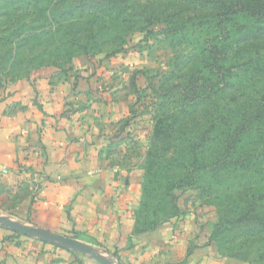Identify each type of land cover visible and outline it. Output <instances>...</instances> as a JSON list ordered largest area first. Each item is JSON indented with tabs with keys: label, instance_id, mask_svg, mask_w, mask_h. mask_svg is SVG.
<instances>
[{
	"label": "rangeland",
	"instance_id": "1",
	"mask_svg": "<svg viewBox=\"0 0 264 264\" xmlns=\"http://www.w3.org/2000/svg\"><path fill=\"white\" fill-rule=\"evenodd\" d=\"M173 2L177 3L173 0H135L127 7L131 13L141 10L140 4H144L143 8L148 11L160 3L165 4V7H159L160 11L178 12L179 7ZM46 5L44 3L42 9ZM42 9L23 19L0 17V89L40 66L55 64L67 70L74 58L81 57L105 66L119 63L112 68V76L123 79L121 86L132 100L129 114L119 124L125 132L122 139L130 140L137 158L142 156V151L144 153L141 166L145 189L138 206V229L149 231L185 222L193 228L191 233L204 235L218 255L240 264H264V224L259 222L264 221V159L258 155L264 151V108L261 116L251 114L264 95V40L243 37L254 27V20L237 15L226 24L209 18L193 25L181 21L175 23L178 32L168 35L162 29L166 23L154 15L142 22L128 15L120 17L122 19L108 17L103 24L101 18L105 15L98 14L100 24L95 29L81 31L76 27L87 48L71 49L72 57L67 55L66 49L58 48L56 40L61 34L57 33L35 42L27 40L19 46L14 43L18 39L7 42L8 36L10 38L21 24H24L23 30H29V26L45 30L50 25L56 28L58 13L49 15L47 12L49 19L45 20L38 16L40 12L36 14ZM214 36H218L220 44H226L224 57L227 59L221 64L226 80L233 86L219 95L212 93L206 101L214 115L222 116L216 120L208 139L197 143L198 162H193L182 157L188 135L178 129L174 134L167 133L164 121L167 108L160 106V102H166V77L170 70L179 73V66L174 67L176 56L198 54L199 58L190 63L191 68L196 74L201 72L204 77L217 80L199 53V48L207 44L206 40L214 42ZM115 46H121V49L112 54ZM238 107L242 108V114ZM231 108L235 111L228 114ZM189 115L187 128L202 131L203 120L197 118L200 117L198 111ZM194 115H197L196 119H193ZM225 122L243 123L247 131L236 147L220 151L217 149L220 146L216 140L217 130L225 128ZM160 124L163 132L158 136L159 142L153 145L154 131ZM217 152L227 156L225 161L217 163ZM5 178L0 172V214L20 221L19 210L30 191L23 184L8 186ZM92 246L108 256L112 264H117L110 252Z\"/></svg>",
	"mask_w": 264,
	"mask_h": 264
},
{
	"label": "crops",
	"instance_id": "2",
	"mask_svg": "<svg viewBox=\"0 0 264 264\" xmlns=\"http://www.w3.org/2000/svg\"><path fill=\"white\" fill-rule=\"evenodd\" d=\"M118 65L74 58L67 70L37 67L0 89V172L8 186L30 191L20 222L98 246L123 264H240L185 222L134 232L144 153L137 158L122 139L132 100L112 76ZM85 256L0 228V264H99Z\"/></svg>",
	"mask_w": 264,
	"mask_h": 264
},
{
	"label": "trees",
	"instance_id": "3",
	"mask_svg": "<svg viewBox=\"0 0 264 264\" xmlns=\"http://www.w3.org/2000/svg\"><path fill=\"white\" fill-rule=\"evenodd\" d=\"M130 1L135 0H87L85 2L79 0H0V17L6 16L9 19L13 17H22V19L30 15L35 10L42 9L44 3L47 5L42 9L39 14V17H43L45 20L48 18L47 12L49 15H56L58 13L59 20L56 22L55 26L48 30L44 28H36L34 26H29V30H23L24 24H21L17 30H14L10 34V38L6 39L8 43H12L13 40L18 39L15 44L18 46L23 44L27 40H34V42L41 38L51 35L54 37L57 34L59 35L56 40L59 46L67 50V55L71 56L74 54L71 49H86L87 44H83L84 37L80 36L78 29L81 31H91L95 29L100 24V16L104 14L101 18L102 23L108 17H113L114 19H122L124 15H128L142 22L148 19L151 15H154L159 21L165 22L166 26L162 29L170 35L178 32L179 27L175 23H180L181 21L190 22L191 25L195 22H200L201 19H217V23L226 24L235 19L237 15H246L254 20V27L250 32L243 36L245 39H262L264 40V0H173V5L179 7L178 12H164L160 11L162 5L165 7V4H158L152 10H146L144 4H140L141 10L133 12H128V5ZM148 1V0H145ZM151 1V0H149ZM170 1V0H169ZM172 1V0H171ZM87 11V12H86ZM86 12V14H85ZM21 14L22 16H19ZM98 14H101L98 16ZM179 16V17H178ZM147 17V18H146ZM178 17V19H176ZM61 18V19H60ZM104 18V19H103ZM49 19V18H48ZM211 23V22H210ZM41 27L44 24L40 25ZM38 27V26H37ZM52 27V32H51ZM75 31V34H71L72 31ZM181 31V28H180ZM50 32L52 34H50ZM24 33V36L21 35ZM211 40H206L207 44L202 46L199 53L203 58L204 65L209 68L211 74H215L217 80L212 81L203 76L201 72L196 74L193 68H191L192 61L196 58H199V55L186 54L181 56H176L174 61V67H178L179 73H175L174 70H170L169 77L165 75L163 77L168 78L166 82L167 88V97L166 102H160V106H165L167 112L165 113L166 118V128L167 133L170 131L173 134L178 130H183V133L188 135V138L185 142V147L182 149V157L191 159L193 162H198L197 154V143L205 141L215 129L216 120L222 116V114L216 113L210 110L206 106V101L210 99L212 93L219 95L221 92L226 91L227 87L233 86L230 82L226 80V74L223 72V65L221 62L224 59H227V56L224 55L227 53L225 51L226 44H220L218 42V36H214ZM173 44V42H172ZM121 49V46H115L112 48L111 53H115ZM195 59V60H196ZM54 66L55 64H51ZM41 67V66H40ZM198 70V69H197ZM198 72V71H197ZM154 87V86H153ZM264 108V95L261 96L259 102L254 111L251 112L254 116H261ZM239 112L242 114V108L238 107ZM192 111H198L200 117L198 119L203 120V130L198 131L195 129L187 128V120H189V114ZM235 108H231L228 111V114H233ZM197 115L193 116V119H196ZM156 115V119H157ZM223 119V118H222ZM224 120V119H223ZM226 123V122H225ZM225 128L217 130L218 136L216 140L220 142V146L217 148L222 151V149H231L236 147V144L241 142L242 135L247 131V126L243 123L230 124L226 123ZM190 130V131H188ZM163 132L160 126L154 131L153 135V145L159 142L158 136ZM232 144L234 146H232ZM221 148V149H220ZM217 163L225 161L224 154L217 152ZM151 155L152 153L149 152ZM259 157L264 159V151L260 152ZM145 188L142 187L144 191ZM138 215V214H137ZM260 224H264V221H259ZM2 228L11 232L12 236L20 237L22 234L12 231L4 226ZM147 230L138 229V216L137 223L134 229L135 233L146 232ZM150 231V230H149ZM115 260H119L114 254Z\"/></svg>",
	"mask_w": 264,
	"mask_h": 264
},
{
	"label": "water",
	"instance_id": "4",
	"mask_svg": "<svg viewBox=\"0 0 264 264\" xmlns=\"http://www.w3.org/2000/svg\"><path fill=\"white\" fill-rule=\"evenodd\" d=\"M0 225L22 235L36 238L59 248L86 255L89 259H92L99 264H112L108 256L98 251L92 245L86 244L76 238L52 232L41 227L32 226L3 214H0ZM117 264L123 263L117 260Z\"/></svg>",
	"mask_w": 264,
	"mask_h": 264
},
{
	"label": "built area",
	"instance_id": "5",
	"mask_svg": "<svg viewBox=\"0 0 264 264\" xmlns=\"http://www.w3.org/2000/svg\"><path fill=\"white\" fill-rule=\"evenodd\" d=\"M1 170H2L3 172H5V171H6V168H5L4 166H2Z\"/></svg>",
	"mask_w": 264,
	"mask_h": 264
}]
</instances>
